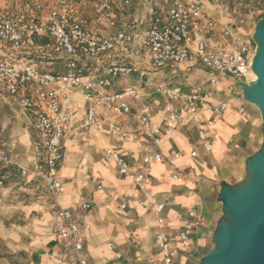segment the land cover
Listing matches in <instances>:
<instances>
[{
    "label": "built area",
    "instance_id": "obj_1",
    "mask_svg": "<svg viewBox=\"0 0 264 264\" xmlns=\"http://www.w3.org/2000/svg\"><path fill=\"white\" fill-rule=\"evenodd\" d=\"M162 1L169 2L166 11L152 17L146 27H140L134 13H128L123 19L122 11L130 9V0H89L96 18L105 23L106 28L101 33H96L92 20L81 14L79 0H57L50 6L36 4L19 14L0 10V89L15 98L21 111L32 117L37 132L31 167L21 165L4 153L0 140V189L5 187L10 173L22 180L39 182L47 189L56 217L61 221L57 236L66 241L56 264H90L80 256L83 250L79 235L81 225L72 211L61 205L62 183L57 177L65 150L64 130L70 122V107L76 103L78 93L84 102L81 118L84 130L101 132L104 126L108 134L120 141H130L141 154L140 168L135 171L123 154L110 147L103 149L104 158L114 164L118 176L130 178L131 185L142 195L138 206L147 208L157 217L156 264H178L180 251L191 249V240L184 228L172 231L164 227L166 203L146 194L145 189L151 184L150 167L163 160L159 151L162 137L169 136L185 118L198 127V142L205 153H210L212 139L201 127H210L213 122L211 119L202 121V115L204 112L222 114L228 104L223 100L217 104L204 101L203 90L190 88L185 93L182 85H152L145 78L148 73L165 69L174 72L201 66L210 75V87H215L225 77L237 83L251 81L254 49L251 33L255 20L264 16V12L259 8L246 10L242 5L245 0H211V5L221 15L214 19L203 3ZM251 1L264 6V0ZM120 20L123 23L118 25ZM37 40L45 42L38 44ZM138 47L143 53L142 62L126 64L115 58L117 53L135 54ZM50 61H55V66L52 67ZM125 79L143 80L151 94L165 98L166 119L162 126L154 125L152 108L143 101L139 86L112 90L117 82ZM233 82L229 85L234 87ZM176 102L186 110L185 116L176 108ZM237 112L242 119L250 120L243 105ZM125 122L131 127H126ZM196 156V151L190 152L191 158ZM171 178L179 180L177 175ZM90 181L96 190H103L97 177H91ZM126 198L128 201L136 199L133 194H127ZM126 206L121 204L119 209L123 211ZM81 210L91 212L92 204H83ZM187 216L195 218V213L188 212ZM182 218L181 213L175 216L178 222ZM106 248L111 250L112 244ZM70 251L75 256H70Z\"/></svg>",
    "mask_w": 264,
    "mask_h": 264
},
{
    "label": "crops",
    "instance_id": "obj_2",
    "mask_svg": "<svg viewBox=\"0 0 264 264\" xmlns=\"http://www.w3.org/2000/svg\"><path fill=\"white\" fill-rule=\"evenodd\" d=\"M151 1L135 0L137 4H134V0H130V9L122 12L134 13L140 27H146L152 17L164 13L169 5L168 1L158 0L154 4ZM183 1L203 3L210 9L209 15L212 18L219 19L221 16L211 5V0ZM244 8L250 10L245 4ZM90 19L96 33L105 30L103 21ZM120 23L123 21L120 20L118 25ZM135 51V54L130 55L117 53L115 58L126 64L144 61L139 47ZM49 63L52 67L56 64L55 61ZM131 84L140 87L143 101L151 106L154 125L162 126L166 119L163 112L165 98L157 106L158 103H154L156 96L149 92L143 82L133 81ZM123 86L126 85L121 80L112 90L117 92ZM193 87L195 86L191 85L189 88ZM203 91L204 101L217 104L219 100H223L228 104L227 110L222 114L204 112L202 115V121L211 119L213 122L210 127H201L212 139L211 152L205 153L199 144L198 127L190 119H183L176 124L169 136L162 137L159 151L163 160L151 165V184L145 189L147 195L166 203L163 213L164 227L172 231L184 228L189 234L191 249L187 252L180 251L178 264H191L198 254L203 253L208 242L211 244L210 234L221 214V205L217 200L219 184L237 183L244 175L245 159L261 143L260 113L256 107L242 101L237 88L231 89L230 94L219 83L215 87H205ZM11 99L17 105L16 99ZM82 105L84 102L78 93L76 103L70 107L71 119L63 137L65 150L57 172V177L62 183L61 205L70 209L75 220L81 225L79 235L83 250L80 256L90 264H151L157 259L154 240L158 230L157 217L147 208L138 206L137 202L142 195L131 185L130 178L118 176L114 164L104 158L103 149L110 147L123 154L135 171L140 168L141 154L130 141H120L108 134L104 126L101 132L84 130L81 126ZM175 105L185 116L186 110L178 102ZM242 105L250 114L248 121L242 119L237 112ZM19 110L21 125L13 138L0 137L3 142L2 151L21 165L31 167V151L37 140V132L33 127L32 117L20 108ZM124 125L131 127L130 123L125 122ZM191 151H196V158L190 157ZM172 175H177L179 180H172ZM93 176L101 182L103 190H96L90 181ZM24 186L28 187L26 191ZM0 193L3 204L11 203L8 206L10 212L21 210L23 217L28 220V237L12 232L13 236L7 234V239L13 245L19 241L22 244V239H28L29 244L21 249L27 253L28 264H56L65 249L66 241L57 236L61 221L56 217V209L47 189L39 182L22 180L15 173H10ZM127 194H133L136 199L128 201ZM20 199L29 202L24 205ZM86 203L92 204V211L89 213L81 210V206ZM121 204L127 205L123 211L119 209ZM188 212H194L195 218H188ZM177 213L183 216L181 222L175 219ZM127 236L131 239L127 240ZM108 244H112L111 250H107ZM71 255L75 256L72 251Z\"/></svg>",
    "mask_w": 264,
    "mask_h": 264
},
{
    "label": "water",
    "instance_id": "obj_3",
    "mask_svg": "<svg viewBox=\"0 0 264 264\" xmlns=\"http://www.w3.org/2000/svg\"><path fill=\"white\" fill-rule=\"evenodd\" d=\"M250 68L256 80L236 83L245 104L261 116V143L244 161L237 183L221 182V214L210 234L211 248L198 264H264V16L255 20Z\"/></svg>",
    "mask_w": 264,
    "mask_h": 264
},
{
    "label": "rangeland",
    "instance_id": "obj_4",
    "mask_svg": "<svg viewBox=\"0 0 264 264\" xmlns=\"http://www.w3.org/2000/svg\"><path fill=\"white\" fill-rule=\"evenodd\" d=\"M56 1L57 0H0V10L9 12L10 14H19L25 13L27 10L32 9L36 4L50 6L55 4ZM136 1L139 2L140 0ZM156 1L158 0H152L151 2L154 4ZM79 2L81 5L80 11L83 13L82 15L95 19L96 15L89 6V0H79ZM137 2L134 0V4H137ZM244 4L247 5V9L255 10L259 8L261 12H264V6L257 5L255 1L245 0ZM244 4L242 3V5ZM134 7L137 8L135 5ZM139 7L140 6H138V8ZM127 14L128 12L123 13V19ZM256 17H259V15H256ZM209 77L210 75L208 71L205 68L198 66L194 69H187L185 71L176 70L172 72L170 69H165L161 72L148 73L145 79H147L148 84L165 87L169 84L176 85V83H180L182 86H184L182 88L183 92L188 93L190 90L189 87H191V85L195 86L193 87L194 89H198L200 91H202L205 87L209 88ZM234 80L235 79L233 78L225 77V79L220 80L219 83L223 85L224 90H227L231 94V89L237 88L235 86L231 87V85H229V82H233ZM133 81V79H125L122 80V83L127 86L133 83ZM142 82L143 80L140 81V83ZM155 98H157V100H155L154 103H158L157 106H159L163 101V97L156 96ZM19 113L20 110L15 102L0 89V137L9 139L14 137L16 130L21 125ZM24 188V191H26L28 187L24 186ZM1 198L2 194L0 193V199ZM19 201L21 203L24 202V205H27L29 202L25 199H20ZM19 201L17 200L18 203ZM51 201L53 203V199ZM14 203L17 204L16 201H14ZM10 204L11 203L8 202H4L3 204L0 200V227L2 229H0V264H28L27 253L21 250L29 244L28 239H22V244L24 246L20 243V241L19 243L17 242L13 245L11 241L7 239V234L13 236L11 235L13 234L12 232L28 237L26 233L29 231V229L27 230L28 220L23 217V212H21V210H17L18 212H10L11 210L8 207ZM210 248L211 244L208 242L203 253L201 255L198 254L193 259L191 264H198L200 257ZM156 262L157 259H155L151 264H156Z\"/></svg>",
    "mask_w": 264,
    "mask_h": 264
},
{
    "label": "trees",
    "instance_id": "obj_5",
    "mask_svg": "<svg viewBox=\"0 0 264 264\" xmlns=\"http://www.w3.org/2000/svg\"><path fill=\"white\" fill-rule=\"evenodd\" d=\"M35 42H37L38 44H43L45 41L44 40H37Z\"/></svg>",
    "mask_w": 264,
    "mask_h": 264
},
{
    "label": "bare ground",
    "instance_id": "obj_6",
    "mask_svg": "<svg viewBox=\"0 0 264 264\" xmlns=\"http://www.w3.org/2000/svg\"><path fill=\"white\" fill-rule=\"evenodd\" d=\"M251 78H252L253 81L256 80V77H255V75H254L253 73H252V75H251Z\"/></svg>",
    "mask_w": 264,
    "mask_h": 264
}]
</instances>
